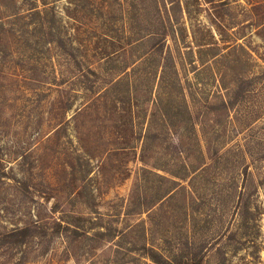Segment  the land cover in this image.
<instances>
[{
	"label": "rangeland",
	"instance_id": "rangeland-1",
	"mask_svg": "<svg viewBox=\"0 0 264 264\" xmlns=\"http://www.w3.org/2000/svg\"><path fill=\"white\" fill-rule=\"evenodd\" d=\"M150 246L264 264V0H0V264Z\"/></svg>",
	"mask_w": 264,
	"mask_h": 264
},
{
	"label": "trees",
	"instance_id": "trees-1",
	"mask_svg": "<svg viewBox=\"0 0 264 264\" xmlns=\"http://www.w3.org/2000/svg\"><path fill=\"white\" fill-rule=\"evenodd\" d=\"M56 225H59V222H57ZM26 231V228L22 229V231ZM102 233V232H98ZM145 254L156 264H200L201 263V258L200 257H195V256H186L184 257L182 254L177 253L173 254L171 257L166 256L159 252L155 247L150 246L146 247Z\"/></svg>",
	"mask_w": 264,
	"mask_h": 264
}]
</instances>
